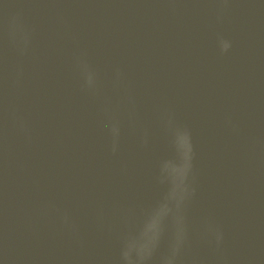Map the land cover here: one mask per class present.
I'll use <instances>...</instances> for the list:
<instances>
[{"label":"water","instance_id":"95a60500","mask_svg":"<svg viewBox=\"0 0 264 264\" xmlns=\"http://www.w3.org/2000/svg\"><path fill=\"white\" fill-rule=\"evenodd\" d=\"M161 223L136 264H264V0H0V264H128Z\"/></svg>","mask_w":264,"mask_h":264},{"label":"clouds","instance_id":"9594fccd","mask_svg":"<svg viewBox=\"0 0 264 264\" xmlns=\"http://www.w3.org/2000/svg\"><path fill=\"white\" fill-rule=\"evenodd\" d=\"M21 39L26 40V36H22ZM230 46H231L230 41L221 38L222 51H227ZM83 68L86 73L87 84L91 86L94 83V76L92 72L89 70V67L87 64H84ZM175 145L182 159V164L185 166V170H186L184 188H183V192L185 194L184 200H183V203H184V201L186 200L189 194L188 178H189V174L192 169V159L194 155L190 132L187 131L186 129L177 128L175 132ZM176 164L177 163L169 160L164 163L163 168H162V171L164 173H167V177L171 179V184H172V174L174 172V166ZM173 202L175 203L176 207L179 206L177 205L174 199L169 200V203L171 205ZM162 231L163 229H162V223H161L156 233L150 239L149 245H138L135 238L130 239L128 242L127 248L123 253L124 258L127 260L128 264H136V262L133 260V255H132L133 252L138 253L140 262L144 261L147 257H150L154 248L156 247L158 243V240L162 234ZM184 239H185L184 233L181 237L176 238V242L173 245V249H172V255L166 258L165 264H175L176 256L179 254L181 250V246L184 243Z\"/></svg>","mask_w":264,"mask_h":264}]
</instances>
